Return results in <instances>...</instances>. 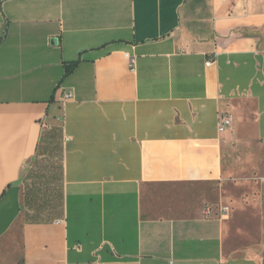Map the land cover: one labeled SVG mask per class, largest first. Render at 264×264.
Instances as JSON below:
<instances>
[{
  "label": "crops",
  "instance_id": "0c3cea01",
  "mask_svg": "<svg viewBox=\"0 0 264 264\" xmlns=\"http://www.w3.org/2000/svg\"><path fill=\"white\" fill-rule=\"evenodd\" d=\"M0 264H264V0H0Z\"/></svg>",
  "mask_w": 264,
  "mask_h": 264
},
{
  "label": "built area",
  "instance_id": "2783aa9c",
  "mask_svg": "<svg viewBox=\"0 0 264 264\" xmlns=\"http://www.w3.org/2000/svg\"><path fill=\"white\" fill-rule=\"evenodd\" d=\"M211 64H212V61L211 60H208V62H206V66H210ZM70 99H71V96L69 94H64L63 95V100L64 101H68ZM229 120L230 119L227 116H222L220 118V121H219V129L221 131L224 130V129H226V128H229V125H230V121ZM210 214H211V208L210 207H207L205 209V215L206 216H209ZM226 214H227L226 208H224V207L219 208V214H218L219 218H222V217L226 216Z\"/></svg>",
  "mask_w": 264,
  "mask_h": 264
},
{
  "label": "trees",
  "instance_id": "16d2710c",
  "mask_svg": "<svg viewBox=\"0 0 264 264\" xmlns=\"http://www.w3.org/2000/svg\"><path fill=\"white\" fill-rule=\"evenodd\" d=\"M77 63H78V61L72 62L65 67V76L70 74L73 71V69L76 67Z\"/></svg>",
  "mask_w": 264,
  "mask_h": 264
}]
</instances>
